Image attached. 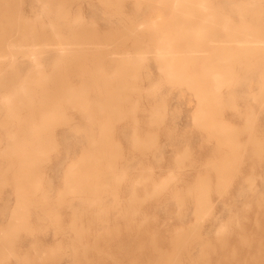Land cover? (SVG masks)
<instances>
[{
	"label": "rangeland",
	"instance_id": "obj_1",
	"mask_svg": "<svg viewBox=\"0 0 264 264\" xmlns=\"http://www.w3.org/2000/svg\"><path fill=\"white\" fill-rule=\"evenodd\" d=\"M16 2L11 18L2 13L7 7L0 11L11 21L19 16L15 26L0 28V53L30 36L62 35L59 26L36 27L45 3L59 21L68 8L73 26L66 30L86 36L65 43L48 37L41 61L54 76L46 95L12 106L0 101V264H264V91L257 73L204 102L194 87L164 79L154 48L138 62L140 35L196 37L185 1L176 21L171 14L116 33L109 11L120 4L131 14L140 0ZM78 13L98 29H76ZM253 52L244 48L239 61ZM17 56L20 65L33 64ZM4 60L9 70L12 61ZM59 60L64 66L53 67ZM114 71L120 75L102 78ZM69 84L87 85L85 104L64 100ZM12 88L0 86V94ZM89 153L98 161L86 166Z\"/></svg>",
	"mask_w": 264,
	"mask_h": 264
},
{
	"label": "crops",
	"instance_id": "obj_2",
	"mask_svg": "<svg viewBox=\"0 0 264 264\" xmlns=\"http://www.w3.org/2000/svg\"><path fill=\"white\" fill-rule=\"evenodd\" d=\"M121 1L117 0V3ZM180 1L143 0L142 2L140 0L139 6L137 5L131 14H128L125 8L118 4L109 11L118 21L114 31H111V33H116L117 29L129 27L133 24L152 25L154 22L161 23L169 19L171 14L172 19L176 21L175 14L181 6ZM182 1L187 3L190 11V26L194 25L196 30H198L196 37L192 38L190 35L187 40L184 36L175 32L172 36L159 38L153 35H140L141 37H138V39L142 43V51L137 56V61H144L146 59V50L149 47L154 48L151 51L155 52L159 60L160 70L164 75V79L171 84L185 83L190 87H194L193 89H197L198 95L204 102L211 97H219L217 93L224 85L232 86L241 83L243 80H249L248 76H246L248 72L257 73L259 79L262 80L260 86L262 91H264V44L251 45L252 41L264 40V0ZM141 3H145V6H142ZM41 6L42 8L33 19L36 27L44 26L49 31L50 28L59 26L62 35L30 36L27 40L19 43L20 45L11 46L7 52L0 53V64H2L0 67V86L9 84L13 87L11 92L0 94V101L9 106L25 100L30 101L34 99L32 98L34 95H46L42 91L48 90L54 76V71L47 70L48 65L41 61L43 58L41 55L47 51L45 48H50L51 46V42L47 40L48 37L52 36V38L65 43L67 39L86 36L74 35L72 34L74 31L66 30L72 23L68 8L63 7L60 9L67 12L65 14L66 19L59 21L51 14L57 9H53L49 3ZM2 7H7V11L10 10L2 13H10L8 16L11 18V9L18 8V5L16 0H10V3H4L0 6V11H2ZM118 11L124 13V15L118 16ZM193 11L195 12L194 14L191 13ZM77 16L82 19V24L76 25V29L85 28V26L98 29L94 23L86 22L83 14L78 13ZM17 17L19 16L16 15V17H13L14 21H11L9 20L10 18L6 19L5 15L3 17L0 15V28H5L6 25L11 24L15 26L18 21ZM45 17L47 20H45ZM29 19L31 20V18ZM56 22L60 23V25H57ZM173 26L177 27V24ZM3 41L8 42L9 40L5 41L3 39ZM245 41L248 44H243ZM28 44L32 45L29 49L26 48ZM38 45L41 47L39 48ZM244 48L254 51L247 58V62L239 61L244 58L242 54ZM58 49L63 53L67 48L59 47ZM18 53L31 58L33 64L29 69L24 67L25 65L22 66L18 63ZM5 58L12 61L9 70L4 68ZM237 65L243 69L242 73L236 69ZM52 66H64V62L59 60ZM118 73V71H114L112 74L102 72V78L119 76L120 74ZM64 76L67 77V74ZM68 86V92L64 100L71 101L72 98L77 97L76 102L79 105L85 104L86 100L82 96L87 85L83 84L76 88L71 84ZM33 90H38V93H33ZM42 100H45V98H42ZM92 142L95 143L96 140L93 139ZM136 145H140L138 139ZM85 155L82 163L86 166L91 162L96 163L98 161L97 155L91 153Z\"/></svg>",
	"mask_w": 264,
	"mask_h": 264
},
{
	"label": "bare ground",
	"instance_id": "obj_3",
	"mask_svg": "<svg viewBox=\"0 0 264 264\" xmlns=\"http://www.w3.org/2000/svg\"><path fill=\"white\" fill-rule=\"evenodd\" d=\"M181 2V6H183L184 4H183V1L181 0L180 1ZM1 36V35H0ZM4 37V36H3ZM12 37H14L13 35H12ZM248 40V39H247ZM243 44H248L247 43V41H245V42H243ZM264 44V40H261V41H252L251 42V45H263ZM245 46V45H244ZM187 79V78H186ZM184 80V79H183ZM44 112V111H43ZM43 123V122H42ZM165 181V180H164Z\"/></svg>",
	"mask_w": 264,
	"mask_h": 264
}]
</instances>
